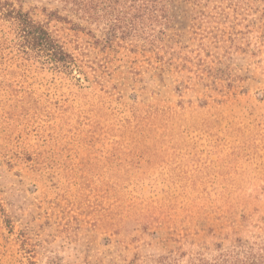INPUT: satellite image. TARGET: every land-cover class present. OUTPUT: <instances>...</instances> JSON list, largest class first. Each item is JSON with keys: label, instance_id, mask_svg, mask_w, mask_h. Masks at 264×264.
Returning a JSON list of instances; mask_svg holds the SVG:
<instances>
[{"label": "rangeland", "instance_id": "obj_1", "mask_svg": "<svg viewBox=\"0 0 264 264\" xmlns=\"http://www.w3.org/2000/svg\"><path fill=\"white\" fill-rule=\"evenodd\" d=\"M6 3L72 62L22 53L0 13V264L264 245V0Z\"/></svg>", "mask_w": 264, "mask_h": 264}, {"label": "trees", "instance_id": "obj_2", "mask_svg": "<svg viewBox=\"0 0 264 264\" xmlns=\"http://www.w3.org/2000/svg\"><path fill=\"white\" fill-rule=\"evenodd\" d=\"M0 13L17 37L22 53L33 55L40 63H46L58 71L72 62L71 56L52 35L46 23L7 3L0 8ZM255 246L261 247L257 248L260 251H255ZM214 264H264V245L241 243L219 255Z\"/></svg>", "mask_w": 264, "mask_h": 264}]
</instances>
